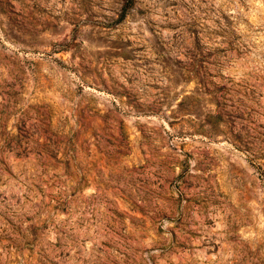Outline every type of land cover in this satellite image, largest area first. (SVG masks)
Wrapping results in <instances>:
<instances>
[{
	"label": "rangeland",
	"instance_id": "1",
	"mask_svg": "<svg viewBox=\"0 0 264 264\" xmlns=\"http://www.w3.org/2000/svg\"><path fill=\"white\" fill-rule=\"evenodd\" d=\"M0 0V264H264V0Z\"/></svg>",
	"mask_w": 264,
	"mask_h": 264
},
{
	"label": "trees",
	"instance_id": "2",
	"mask_svg": "<svg viewBox=\"0 0 264 264\" xmlns=\"http://www.w3.org/2000/svg\"><path fill=\"white\" fill-rule=\"evenodd\" d=\"M123 1H124L123 3L124 9H129L135 3V0H123Z\"/></svg>",
	"mask_w": 264,
	"mask_h": 264
}]
</instances>
